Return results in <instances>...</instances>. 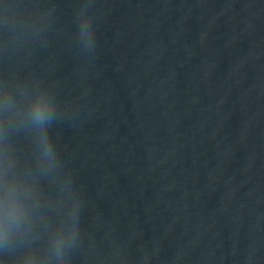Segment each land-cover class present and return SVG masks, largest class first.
I'll return each mask as SVG.
<instances>
[{
	"label": "water",
	"instance_id": "water-1",
	"mask_svg": "<svg viewBox=\"0 0 264 264\" xmlns=\"http://www.w3.org/2000/svg\"><path fill=\"white\" fill-rule=\"evenodd\" d=\"M0 264H264V0H0Z\"/></svg>",
	"mask_w": 264,
	"mask_h": 264
}]
</instances>
